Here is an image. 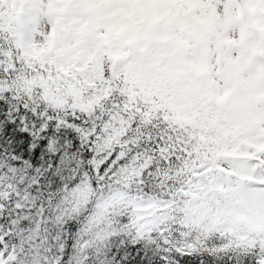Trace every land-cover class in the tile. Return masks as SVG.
<instances>
[{
	"label": "snow or ice",
	"instance_id": "6c2138e0",
	"mask_svg": "<svg viewBox=\"0 0 264 264\" xmlns=\"http://www.w3.org/2000/svg\"><path fill=\"white\" fill-rule=\"evenodd\" d=\"M0 264H264V0H0Z\"/></svg>",
	"mask_w": 264,
	"mask_h": 264
}]
</instances>
